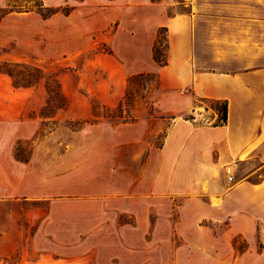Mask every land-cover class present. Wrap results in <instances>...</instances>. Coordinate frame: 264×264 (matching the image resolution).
I'll return each instance as SVG.
<instances>
[{
    "label": "rangeland",
    "instance_id": "rangeland-1",
    "mask_svg": "<svg viewBox=\"0 0 264 264\" xmlns=\"http://www.w3.org/2000/svg\"><path fill=\"white\" fill-rule=\"evenodd\" d=\"M190 1L0 0V11H6L0 21V119L20 134L31 132L32 127L25 123L39 122L34 137L17 144L16 157L22 161L34 157L30 180L45 184V193L50 196L63 193L70 200L71 226L79 220V199L124 195L127 185L140 181L142 167L149 158L148 150L136 156L141 137L152 147L162 145L176 116L150 109L148 102L155 98V85L150 90L142 86L131 90L129 115L136 119L128 123L138 122L136 127L116 131L117 124L109 117L112 112L107 107L118 105L116 101L128 88L126 69L143 56L139 40L146 32L140 26L149 20L151 10L141 8L150 2L158 3L155 6L163 4L165 13L172 15L188 10ZM192 3L215 16L229 15L230 26L218 32L222 38L264 44V0ZM40 4L53 14L44 18L39 13ZM65 10L69 13L65 14ZM161 36V57L165 58L166 32L162 31ZM6 63H21L39 68L44 74H55L66 105L44 108L48 100L46 77L30 86H15L4 72ZM212 64L203 62L209 67ZM202 113L209 119L206 110L199 108L181 118L192 115L196 121L203 118L199 115ZM59 164H63V169ZM61 187L62 191L58 189ZM183 201L184 197H166L159 238L150 235L151 247L158 246L161 251L149 254V264L205 263L204 253L191 255L187 249L196 246L199 239L189 222L180 223L178 207ZM44 209L46 202L0 199V264H116L112 255L94 254L93 240L85 252L73 247L48 254L44 239L31 238ZM36 215L39 218H34ZM157 217L151 213V228ZM121 219L130 220L125 216ZM235 246L242 251L248 243L236 238ZM146 257L129 256L134 264L142 258L145 262Z\"/></svg>",
    "mask_w": 264,
    "mask_h": 264
},
{
    "label": "crops",
    "instance_id": "crops-1",
    "mask_svg": "<svg viewBox=\"0 0 264 264\" xmlns=\"http://www.w3.org/2000/svg\"><path fill=\"white\" fill-rule=\"evenodd\" d=\"M189 3L188 10L172 15L163 4L141 8L151 10L140 26L146 32L139 40L143 56L125 75L156 72L155 107L176 117L160 147L139 139L136 156L149 151L140 181L127 185L124 195L79 199L76 226L69 221L70 200L63 193L50 196L45 184L30 180L34 157H16L17 144L32 139L39 122L25 123L31 132L20 134L0 119V199L47 203L31 238L44 239L48 254L73 247L85 252L93 240L95 255H112L116 264H134L129 256L141 255L147 257L138 264H149V254L161 251L151 247L150 235L159 238L169 196L184 197L178 207L180 223L189 222L199 239L187 248L191 255L204 253V264H264V44L222 38L218 32L230 26L229 15L215 16ZM161 27L167 29L164 66L152 50ZM208 61L211 67L203 65ZM204 99L227 101L224 124H215L218 114ZM193 108L206 110L211 123L181 118ZM137 125L120 123L115 130ZM57 166L63 169V164ZM153 212L159 217L151 228ZM123 216L130 220L123 222ZM236 238L246 240L248 247L237 249Z\"/></svg>",
    "mask_w": 264,
    "mask_h": 264
},
{
    "label": "trees",
    "instance_id": "trees-1",
    "mask_svg": "<svg viewBox=\"0 0 264 264\" xmlns=\"http://www.w3.org/2000/svg\"><path fill=\"white\" fill-rule=\"evenodd\" d=\"M39 13L44 18L49 17L53 14V12L45 8L43 4H40L39 6ZM67 13H69V11L65 10V14ZM5 14L6 11H0V21ZM162 31L166 32L167 29L163 27L159 28L157 38L155 39L153 45V58L160 66H164L168 63V55H166L165 58L161 57L160 45L162 40ZM165 41L167 43V36L165 37ZM20 67H22L23 69H20ZM4 72H6L13 79V83L15 86H30L37 83L41 78L46 77V89L48 93V100L44 108H48V106H56L57 108H62L66 105V100L62 93L59 80L55 74H44V72L39 68L26 66L21 63H6ZM158 84L159 77L156 72H141L130 75L128 77L127 92L125 93L123 99L115 108L107 107V109L112 112V115H110L109 117L111 119H115L116 124L133 122L136 117L129 115L130 105H128L131 90L134 89L136 86H138V88L142 86L143 88H147L150 90L152 85H155L156 89L158 87ZM203 101L207 104V106H211L217 112L218 117L215 121V124H224L227 121L228 104L226 100L204 99ZM148 104L152 111L157 110L154 104V100H149ZM115 113L118 115L116 116ZM191 118H193L192 115L188 119Z\"/></svg>",
    "mask_w": 264,
    "mask_h": 264
},
{
    "label": "built area",
    "instance_id": "built-area-1",
    "mask_svg": "<svg viewBox=\"0 0 264 264\" xmlns=\"http://www.w3.org/2000/svg\"><path fill=\"white\" fill-rule=\"evenodd\" d=\"M212 111H215L211 106H208ZM216 112V111H215ZM191 119H193V120H195V118H194V116H193V118H191ZM200 120L202 121V122H205V123H211L210 122V120L209 119H206V118H200ZM227 173L228 174H230V176H229V179L231 180L232 179V175H231V172H230V168H227Z\"/></svg>",
    "mask_w": 264,
    "mask_h": 264
}]
</instances>
